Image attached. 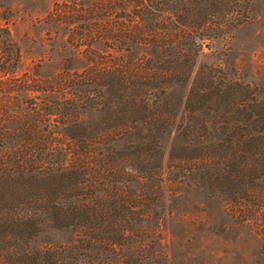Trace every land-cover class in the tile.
<instances>
[{
    "label": "rangeland",
    "instance_id": "1",
    "mask_svg": "<svg viewBox=\"0 0 264 264\" xmlns=\"http://www.w3.org/2000/svg\"><path fill=\"white\" fill-rule=\"evenodd\" d=\"M181 1L206 6L209 0ZM219 1L245 8L247 20L204 42L189 80L180 84L163 76L143 77L166 68L172 57L180 59L187 33L201 34L185 30V11L171 0H0V26L9 29L21 56L20 109L27 118L37 107L35 131L40 135L52 133L59 141L72 131L109 135L114 124L110 113L123 109L118 102L126 97H133L137 108L175 116L173 128L160 127L148 144L161 153L154 215L136 228L124 251L91 250L85 260L89 264H114L125 257L132 259L127 264H264V174L237 180L233 165L168 159L170 152L179 155L198 146L179 130L198 66L215 68L221 78L248 86L264 101V0ZM105 73L118 79L110 81ZM124 120L125 132L135 137L138 121L127 115ZM217 139L207 136L202 144L214 146ZM112 145L106 143L104 150ZM14 146L10 141L7 149ZM226 173L233 181L225 188L220 178ZM132 189L137 191V185ZM39 229L32 248L75 240L71 231L47 225Z\"/></svg>",
    "mask_w": 264,
    "mask_h": 264
},
{
    "label": "trees",
    "instance_id": "2",
    "mask_svg": "<svg viewBox=\"0 0 264 264\" xmlns=\"http://www.w3.org/2000/svg\"><path fill=\"white\" fill-rule=\"evenodd\" d=\"M171 2L183 7L185 30L201 34L187 33L185 54L143 77L163 76L168 83L184 84L204 42L229 34L247 20V10L219 0H209L206 6L195 1ZM195 18L197 22L192 21ZM20 67L19 48L9 29L0 26V264H89L85 260L91 250L124 251L133 243L136 228L154 215L151 206L160 186L161 153L149 141L160 127L173 128L175 116L137 108L133 97H126L118 102L123 109L110 113L114 124L109 135L72 131L59 137L64 141L52 133L40 135L35 131L40 123L37 107L27 118L20 109L24 90L18 77ZM104 78L114 81L118 75L105 73ZM126 115L138 121L135 137L125 132ZM180 119L181 137L198 146L179 155L170 152L168 159L191 165H233L238 168L237 180L264 174V101L248 86L200 65L191 77ZM211 135L219 136L216 144H202ZM10 141L15 146L7 149ZM110 142L114 147L105 151ZM229 178L226 173L220 184L228 187L233 181ZM41 225L71 231L75 240L32 248ZM124 260L114 264L132 259Z\"/></svg>",
    "mask_w": 264,
    "mask_h": 264
}]
</instances>
